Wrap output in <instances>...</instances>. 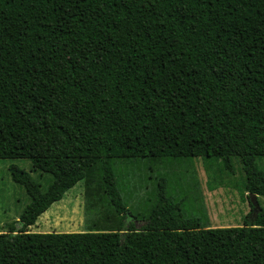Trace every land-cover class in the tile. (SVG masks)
Instances as JSON below:
<instances>
[{
	"label": "trees",
	"instance_id": "1",
	"mask_svg": "<svg viewBox=\"0 0 264 264\" xmlns=\"http://www.w3.org/2000/svg\"><path fill=\"white\" fill-rule=\"evenodd\" d=\"M233 157L252 222L208 226L165 178L136 197L152 164L232 170ZM7 159L30 160L38 178L10 168L29 204L0 232V264H264V209L251 202L264 196V0H0ZM89 175L90 208L118 229L27 230Z\"/></svg>",
	"mask_w": 264,
	"mask_h": 264
},
{
	"label": "rangeland",
	"instance_id": "2",
	"mask_svg": "<svg viewBox=\"0 0 264 264\" xmlns=\"http://www.w3.org/2000/svg\"><path fill=\"white\" fill-rule=\"evenodd\" d=\"M223 164L222 159L216 158L207 159L206 163L201 158L183 159L170 167L152 164V169L146 167L141 172L142 191H139L136 197H145V194L155 187L158 191L157 184L165 178L170 196L180 201L185 213L200 217L204 212L203 208L206 210L208 226L231 227L242 226L246 221L252 222L254 218H248L252 210L247 198L248 193L243 190L245 178L242 162L240 158L233 157L232 170L225 169ZM257 165L261 169L264 168V159L257 160ZM12 166L30 173L35 179L38 178V174L32 170L30 160H0V232H8L9 226L20 220L29 204V198L23 188L12 180ZM207 166L211 169H207ZM135 178H139L137 172ZM130 188L134 190L132 185ZM99 189L97 177L89 175L66 192L62 200L54 203L27 230L60 233L118 229V216L108 213L104 208L93 210L89 206L91 200H98L97 197H91L98 193ZM259 202L264 209V196H259Z\"/></svg>",
	"mask_w": 264,
	"mask_h": 264
},
{
	"label": "water",
	"instance_id": "3",
	"mask_svg": "<svg viewBox=\"0 0 264 264\" xmlns=\"http://www.w3.org/2000/svg\"><path fill=\"white\" fill-rule=\"evenodd\" d=\"M251 202H252V205L254 206L253 215L257 216L258 213L260 212L261 205L258 200V196L256 194H251Z\"/></svg>",
	"mask_w": 264,
	"mask_h": 264
}]
</instances>
